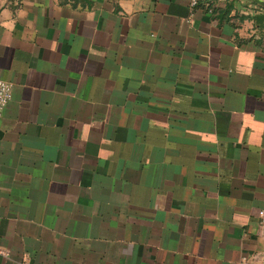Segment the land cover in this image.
I'll use <instances>...</instances> for the list:
<instances>
[{"label":"crops","instance_id":"obj_1","mask_svg":"<svg viewBox=\"0 0 264 264\" xmlns=\"http://www.w3.org/2000/svg\"><path fill=\"white\" fill-rule=\"evenodd\" d=\"M0 264H264V3L0 0Z\"/></svg>","mask_w":264,"mask_h":264},{"label":"built area","instance_id":"obj_2","mask_svg":"<svg viewBox=\"0 0 264 264\" xmlns=\"http://www.w3.org/2000/svg\"><path fill=\"white\" fill-rule=\"evenodd\" d=\"M210 0H188L189 6L195 8L202 4L209 3ZM13 97V84L7 80L0 79V117L2 116L6 106ZM259 215L264 218V210L259 212Z\"/></svg>","mask_w":264,"mask_h":264},{"label":"water","instance_id":"obj_3","mask_svg":"<svg viewBox=\"0 0 264 264\" xmlns=\"http://www.w3.org/2000/svg\"><path fill=\"white\" fill-rule=\"evenodd\" d=\"M258 1H260V2L264 3V0H258Z\"/></svg>","mask_w":264,"mask_h":264}]
</instances>
